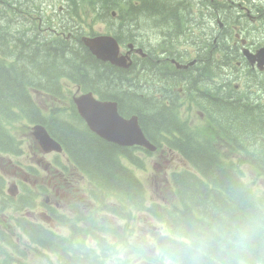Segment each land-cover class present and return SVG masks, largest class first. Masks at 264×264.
Segmentation results:
<instances>
[{"label":"trees","instance_id":"trees-1","mask_svg":"<svg viewBox=\"0 0 264 264\" xmlns=\"http://www.w3.org/2000/svg\"><path fill=\"white\" fill-rule=\"evenodd\" d=\"M36 1L41 7L45 5L40 0ZM151 1L161 3L163 0ZM30 2L32 0H0L2 17L0 19V150L9 151V146L20 144L16 136L6 127L1 116L8 118L7 122L11 125L17 121H24V124L49 123L50 133L60 141L66 151L69 150L70 155L77 158L82 170L95 176L92 179L96 184L98 177V182L102 185L111 184L117 187L121 191L122 198L125 193L127 196H132L134 192H139L130 201L131 204L125 203L121 198L118 199L125 206L122 212L128 215L129 211L126 209L127 204H130L133 206L132 209H136L135 211L145 210L153 216H158L166 224L164 227L168 232L152 230V238L155 239L154 242L162 259H174L178 264H264V191L258 193L257 190L252 189L243 178L245 171L242 169L243 165H249L264 171V104L256 103L254 98L247 94L249 87H246V93H243V98L240 99L233 93L230 84L224 83L226 94L229 99L231 98L230 102L219 98L220 103H218L210 96L215 108L214 112H219L224 118L221 120L220 117L212 114L210 123H215L219 127L221 136L232 145L235 144V133H238V144L241 145L242 150H245L242 152L243 156L236 161L240 164L236 165L229 159L228 154L220 152L207 138L199 139L188 122L177 117L174 107L181 105L178 100L172 99L166 104L164 99H156L151 103L145 98L130 94L125 84L126 79L122 78L127 71L101 63L82 42L79 43L80 51L76 44L69 46L68 41H64V35L55 37L52 40L54 42L50 41L51 43L45 45L38 43V37H45L35 30L40 29L44 20L32 21L25 17L32 8ZM109 4L110 0H68L66 6L74 10L75 22L83 21L82 18L89 10H95L97 13L101 11V7ZM53 5H57L56 0ZM18 14H22V19L17 20L20 18ZM165 14L166 10L161 9L154 17L161 16L162 25L168 27L169 21ZM130 18L136 20H132L133 23L128 26L129 28L139 19L151 17H145L141 11L139 15ZM63 24L67 26L66 23ZM81 26L77 32L79 31L82 36L84 32ZM69 30L64 28L66 33ZM15 34H18L17 37ZM27 37L31 39L30 42ZM50 44L57 45V48L55 50L49 48ZM12 51L18 55V61L11 56ZM226 53L230 55L232 52ZM211 57V63H208L209 69L211 66L214 68L218 66L214 52ZM97 65L113 70L111 76L105 75L103 68ZM172 66L176 68V65L172 64ZM91 72L98 85L102 87L111 85L117 90L116 96L128 92L125 97L126 104L118 99L121 114L125 113L126 117L134 113L139 114L140 124L151 140L157 143V135H162L167 142L166 145L177 151L191 164L194 171L196 170L194 172L186 169L172 174V183L179 202L170 207L158 202L148 205L144 194L145 188L137 189L141 182L122 161V157L128 155L134 160L131 154L137 151L134 149L137 147L120 146L99 137L87 127L74 105L71 110L57 115L54 122L48 119L46 122L44 117L42 119L43 115L41 116L40 111L36 109V101L31 97L29 90L31 86L60 95L63 91L57 87L59 81L62 82L63 78L70 77L83 90H94L97 93L94 85L83 84L86 78L89 81L87 75ZM80 73L84 74L83 82H79L74 77L75 74ZM191 75L193 76L189 77ZM179 76L185 77L183 83H175L172 86L176 88L183 84L185 95L191 93L204 113L210 115V112L203 108V99H198L195 93L199 79L210 78L198 67L189 74L184 72ZM173 91L178 95L175 90ZM69 114L73 116L68 117ZM74 116L78 118L80 125L72 122ZM176 130L178 132H175ZM168 133L170 138L167 136ZM159 137L162 139L161 136ZM249 145H252L253 150L249 151ZM246 154H250V157ZM139 163L138 158L136 165ZM106 195L117 196V191L108 190ZM106 205L108 204L98 199L102 213L107 209L106 212L112 215L122 214L120 211H110V206L107 208ZM59 219L64 220L62 217ZM18 224L29 235L33 244L55 252L58 257L63 256L70 260H65L63 264L96 263L95 256L99 254L89 250L69 255L68 250H72L74 244L67 242H71L72 237H59L35 221L18 220ZM86 234L91 235L90 239L96 247H105L102 237L95 231L89 230ZM86 234L80 232V241L82 238L86 239H83V243L88 241ZM79 238L74 241H78ZM81 246L82 243L78 248Z\"/></svg>","mask_w":264,"mask_h":264},{"label":"rangeland","instance_id":"rangeland-1","mask_svg":"<svg viewBox=\"0 0 264 264\" xmlns=\"http://www.w3.org/2000/svg\"><path fill=\"white\" fill-rule=\"evenodd\" d=\"M40 1L45 5L41 7L36 0L30 2V7L33 9L31 15L33 17L37 16V19L38 17L44 19L45 15L53 18L50 21H45L46 23L41 26V31L44 34H49L52 30H57L59 33L65 35L66 32L59 27L60 25L67 27L70 29L68 33H74L71 40L67 39L73 46L75 44L74 40H79L80 42L81 34L77 32V29L81 25L84 34L87 33L88 35L92 33L97 35H101V33L112 34V28L115 27L111 25L113 18L110 17L106 20L107 15H109L106 11L96 13L93 10L84 9L89 11L82 18L83 21L76 20L74 22L72 19L74 10L66 6L68 0H58L56 1L57 5H53V0ZM112 1L110 0V4L107 6L114 5L121 7L126 5L127 2L126 0ZM31 15H29V18H31ZM18 17L20 18L17 20L22 19L21 14H18ZM127 20L130 23V20ZM63 23H66L67 26ZM142 23L146 26V31L150 37L154 33H159L150 27L149 22ZM181 24L180 20L179 25L181 26ZM134 25H137V21ZM17 32L22 37V34L19 31ZM134 32H137V29ZM185 32L188 33V30L185 29ZM18 34H15V36L17 37ZM188 36L189 33L186 39ZM45 40L48 39L43 37L37 38L38 43ZM190 49L191 47L187 44L183 46L182 44L178 45V50L180 51ZM164 67L167 68L168 66L165 65ZM74 76L76 79V75ZM148 78L151 80V91L154 94L160 95L161 88L157 86V82L160 81L154 77L152 78L151 73ZM59 82L61 83V87L59 85L57 87L61 88V90L65 88L66 92V98L63 96L64 100L62 102H56L52 100V97L33 91L36 109L40 110L41 108L45 115H48L51 112L50 109L54 106L57 107L56 112H58V115L66 112L68 103L65 102V99L71 104L70 98L76 95L78 85L76 81L69 77V79L63 78L62 82ZM176 88L184 89V85L181 84ZM177 93L176 100L180 97L181 103V105L176 106L179 117L186 119L187 122L189 120L190 126L193 127L191 130L196 133L199 139L205 136L220 152H225L230 156L229 159L236 162L243 150L236 149L234 145L223 141L218 132L219 127L214 123H210L212 116L220 117L221 120H224L221 117L222 115L219 112H213V115L210 117L206 115L207 119L201 114L202 108L200 106L199 108L195 104H198V102L191 93H187V96L184 93H181V95L179 92ZM195 93L198 92L195 90ZM256 96H259V94H256ZM198 98L203 99L200 94ZM191 102L195 103L192 105ZM67 116L73 115L69 114ZM4 122L8 128H11L20 144L9 146V151L0 150V179L2 180L0 182V260H7L11 262L10 264H19L16 262L19 256L14 253L18 252L26 255L25 262L27 264L64 263V259L56 257L52 252L44 251V248H37L32 245L27 237L29 235L17 223L15 224L17 220L29 222V220L32 221L33 219L44 224L47 229L55 231L54 233L66 238L72 237L73 240L67 242L74 244V247H71L72 249L76 247L78 249L80 243H82V246L79 248L80 252L84 253L83 251L89 250L99 254L95 256L96 264H118L122 261H125L127 264H178V261L174 259H162L159 256L158 247L154 242L155 239H152V230L155 232L161 230L168 232L164 227L166 224L158 216H153L145 210L137 212L135 211L136 209H132L133 206L130 205V201L139 192H134L132 196H127L125 193L124 198H122L120 197V189L111 184L102 185L98 182V177L96 178L98 180L96 181L97 184L90 182L80 172L82 168L76 157L75 162L78 163V167L75 168L69 163L66 156L56 158L57 153L51 152L46 154L41 150L32 134L33 127H35L32 123L28 125L24 124V121H17L9 125L6 119H4ZM72 122L80 125L78 118L75 116ZM157 139L158 143L161 144V146L155 148L157 153L137 151L131 154L134 160L128 155L123 159V162L130 167V170L134 172L141 182L138 184V187L136 186L137 189L145 188L144 194L148 205L158 202L168 206L178 202L171 182L172 172L177 170L180 173L186 169L187 164L177 153L169 152L168 148L164 146L167 142L162 140L158 135ZM248 149L249 151L253 150L252 145H249ZM246 156L250 157V154ZM138 158L140 159V163L136 165ZM55 160L62 163L63 170L61 171L63 172V176L60 174V171L55 169L56 167L53 168V165L56 166ZM242 169L245 171L243 178L247 180L246 182L251 188L255 191L257 190L258 193L264 191V171H261L258 167L249 165H243ZM93 177L95 176L93 175ZM9 189H15V195L10 193ZM108 190H116L117 196H107L106 192ZM26 198H29L30 201H27ZM119 198L123 199V201L125 200V203H130L127 204L128 208L126 209L129 211L128 215L122 212L125 206L122 201L118 200ZM98 199L104 202V204H108L106 206L107 208L110 206V211H120L122 214L112 215L108 212L110 215H107L99 213L97 207ZM32 201L34 208L32 207ZM42 204H47L55 210L50 214L48 209L42 206ZM45 215L52 216V222H47ZM60 217L64 218V220H60ZM89 230L95 231L98 236L102 237L104 246L109 249L102 250L101 247H96L93 240L90 239L91 235L86 234ZM80 232L86 234L88 241L83 243V239L85 238H82V241H80ZM76 238H79V240L74 241ZM66 256L68 257V253H66ZM66 261L70 260L66 259ZM0 264H4V262L0 261Z\"/></svg>","mask_w":264,"mask_h":264},{"label":"flooded vegetation","instance_id":"flooded-vegetation-1","mask_svg":"<svg viewBox=\"0 0 264 264\" xmlns=\"http://www.w3.org/2000/svg\"><path fill=\"white\" fill-rule=\"evenodd\" d=\"M126 1V5L121 7L105 6L103 10L109 14H106L108 18H113L111 25L116 27H111L112 34L105 33V35L114 36L120 45L119 56L130 62L131 65L120 67L94 56L103 64H110L114 68L118 67L127 71L122 78L126 79L129 93L137 97L148 98L147 100L151 103L156 99H164V103L169 104L172 99H176V94L173 91L175 86L172 85L179 82L183 83L185 80V77H181L179 74L184 72L189 74L198 67L210 78L207 80L200 78L199 84L195 87L198 94L202 96L203 108L210 112V115L207 114L210 117L215 108L211 103L210 92L204 82L215 84L228 75H237L236 72L229 69L232 67V63H236L237 68H242L244 77L253 78L258 83L259 96H256L252 90H248L247 94L253 97L256 103H264V68L261 65L257 67L256 62L252 63L254 59L249 57V54H255L264 47V0H163L161 3L151 0ZM161 9L166 10L165 17L169 21L168 27L162 25L161 16L154 17L160 13ZM141 11H143L145 17H151L152 19H139L136 26L129 28V24L133 23L132 20L138 19V16L136 19L130 17L139 15ZM127 19L130 20V23ZM180 20L182 22L181 26L179 25ZM142 22H149L150 27L159 33H154L150 37L146 31V26ZM135 29H137V32H134ZM185 29L189 33L187 39L188 33L185 32ZM67 39L71 40V32L67 34ZM74 41L75 46L80 51L79 40ZM180 44L182 46L189 45L193 51L191 49L187 51L178 50ZM51 48L55 50L57 45L51 44ZM149 50L151 51L150 54L148 53ZM215 50H217V53L220 52L222 56L225 51L232 53L225 57L226 66L221 65L215 68L211 66L209 69L208 63H211V55L213 52L215 53ZM172 64L176 65V68ZM165 65L168 67L165 68ZM97 66L103 68V65ZM109 71L112 72L113 70L103 68V73L111 76ZM147 73L149 75L151 73L152 78L154 77L160 81L157 82V86L161 88L160 95L151 91V80L146 76ZM83 76L84 74H77L76 79L78 78L77 80L81 82ZM87 76H89L88 83L95 86V91L101 100H113L119 105L120 101L118 99H121L125 104L127 103L125 100L127 92L116 96L115 92L117 90L111 85L105 86L106 88L98 85L92 72L88 73ZM59 85L61 86V83ZM231 87L236 97L243 98V94L238 89ZM79 92H81V89ZM118 92H121V90H118ZM179 93L181 95L184 92ZM217 93L227 102H230L231 98L229 99L223 90L217 89ZM178 101L180 103V97ZM194 103L191 102L192 105ZM195 104L199 107L197 103ZM176 106L174 111L179 117ZM134 115H138L139 121L141 120L139 114L134 113ZM169 135L167 134L168 137ZM159 136L163 138L162 135ZM235 147L241 149V145L238 144L237 133H235ZM90 175L93 177L92 174ZM42 206L52 214L53 207L47 204H42ZM101 249L108 250L107 247H101ZM15 254L19 256L16 262L27 264L25 254L18 252ZM4 264L6 263L4 262Z\"/></svg>","mask_w":264,"mask_h":264},{"label":"water","instance_id":"water-1","mask_svg":"<svg viewBox=\"0 0 264 264\" xmlns=\"http://www.w3.org/2000/svg\"><path fill=\"white\" fill-rule=\"evenodd\" d=\"M85 40L100 54L107 55L111 61H116L115 55L118 53L119 47L114 38L100 36ZM74 101L91 130L101 137L119 145L138 144L155 148L148 143L137 117L135 115L130 118L122 116L118 111L117 103L99 100L93 96L92 92L75 97ZM33 135L45 151H61L60 143L54 140L42 125L34 128Z\"/></svg>","mask_w":264,"mask_h":264},{"label":"bare ground","instance_id":"bare-ground-1","mask_svg":"<svg viewBox=\"0 0 264 264\" xmlns=\"http://www.w3.org/2000/svg\"><path fill=\"white\" fill-rule=\"evenodd\" d=\"M115 0H113L112 2H114ZM60 29H63L64 30V28H67V27H63L62 25H60V27H59ZM78 30V29H77ZM1 31V30H0ZM79 32V31H78ZM12 33V32H11ZM13 34V33H12ZM67 34H68V32L65 34V40L66 41H68L67 40ZM73 34L74 33H72L71 32V38H73ZM77 35H79V34H77ZM105 37H112V38H114V36H112V35H105ZM27 39H29V42L31 41V39L30 38H28L27 37ZM115 39V38H114ZM116 40V39H115ZM207 40H209V39H207ZM53 42L52 40H50V39H48V40H45V41H42V42H39L41 45H45V44H48V43H51V42ZM80 42H82L87 48H88V50L93 54V55H95L96 57H98V58H100V59H102V60H104V61H106V62H109V63H111V64H114V65H117V66H120V67H129L130 65H131V63L130 62H128V61H126L124 58H122L121 56H119V50H120V45H119V43H118V41L116 40V42H117V44H118V47H119V49H118V53L115 55V59H116V61H111V58L110 57H107V55H102V54H100L99 53V51L96 49V48H93L92 46H90L87 42H86V40L84 39V37H83V35L80 37ZM68 44H69V46H73V44H71V43H69L68 42ZM80 47V46H79ZM49 48H51V44L49 45ZM151 48H153V47H151ZM29 49V48H28ZM10 50V49H9ZM9 50H7V52H8V55H10V52H9ZM147 50V49H146ZM14 51V50H13ZM12 51V54H11V56L15 59V60H17L18 61V55L15 53V52H13ZM167 51V50H166ZM149 52H151L150 50L148 51V53ZM164 52V51H163ZM147 53V52H146ZM161 53V52H160ZM150 54V53H149ZM153 55H155V54H153ZM164 55V54H163ZM162 55V56H163ZM150 56V55H149ZM160 56V55H159ZM151 57V56H150ZM154 57V56H153ZM168 58V57H167ZM118 63H121V64H118ZM142 64V63H141ZM157 64V63H156ZM96 65V64H95ZM92 67V66H91ZM152 67V66H151ZM159 68V67H158ZM105 69V68H104ZM110 72V71H109ZM111 73V72H110ZM107 74V73H106ZM57 75V74H56ZM76 75V74H75ZM75 77V76H74ZM92 78V77H91ZM78 79V78H77ZM76 79V80H77ZM83 79V78H82ZM142 79V78H141ZM143 80V79H142ZM142 80H140V81H142ZM46 81V80H45ZM81 82H83V81H81ZM90 82H91V80H90ZM93 82V81H92ZM88 83V81H87V78H86V81L85 82H83V84H87ZM89 84V83H88ZM108 84V83H107ZM126 84V83H125ZM130 84V83H129ZM141 84V83H140ZM90 85V84H89ZM106 85V84H105ZM44 86V85H43ZM104 87V86H103ZM106 88V87H105ZM133 89H134V87H132ZM125 89V88H124ZM105 90V89H104ZM135 90V89H134ZM94 91V90H93ZM101 91V90H100ZM99 91V92H100ZM106 91V90H105ZM137 91V90H136ZM130 92V91H129ZM132 92V91H131ZM106 93V92H105ZM128 93V92H127ZM141 93V92H140ZM110 94V93H109ZM131 94V93H130ZM136 94V93H135ZM142 94V93H141ZM145 94V93H144ZM101 95V94H100ZM110 95H112V94H110ZM140 95V94H139ZM102 96V95H101ZM104 96V95H103ZM102 96V97H103ZM108 96V95H107ZM107 96H106V98H107ZM124 96V95H123ZM105 97V96H104ZM142 97V96H141ZM147 97H149V96H147ZM110 99H111V97H110ZM115 99V98H114ZM148 99V98H147ZM101 100V99H100ZM102 101H110V102H115V103H117L116 101H113V100H102ZM119 101V100H118ZM71 102H72V100H71ZM119 103V102H118ZM74 104H73V102H72V106H73ZM74 107L76 108V110L78 111V113L80 114V112H79V110H78V108L74 105ZM73 107V108H74ZM75 111V110H74ZM73 111V112H74ZM71 113V112H70ZM124 115H125V113H124ZM80 116H81V114H80ZM136 117H137V119H138V122H139V125H140V127H141V129H142V131H143V133H144V136L146 137V139H147V141H148V143L151 145V146H153V147H159V146H161V144H157L156 142H154L153 140H151L148 136H147V134H146V132L144 131V129H143V127H142V125L140 124V121H139V117H138V115H135ZM82 118V117H81ZM3 119H8V118H2V120ZM82 120V119H81ZM78 122H80L79 120H78ZM5 123V122H4ZM3 124V123H2ZM76 124V123H75ZM5 126V125H4ZM194 132V131H193ZM167 133V132H166ZM169 134V133H168ZM196 134V133H195ZM166 135V134H165ZM167 138V137H166ZM234 138H235V136H234ZM162 140H164L165 142H166V140L164 139V138H162ZM142 146H145V145H142ZM234 146H235V144H234ZM240 150H242V149H240ZM243 152H245V150H243ZM247 155V154H246ZM125 157H122V161H123V159H124ZM258 159V158H257ZM252 161H254V160H252ZM124 163V162H123ZM236 165H239V163H236V162H234ZM126 165V164H125ZM53 167L56 169V170H58V171H61L62 170V167H61V165L60 164H58V163H56V166L55 165H53ZM108 248V247H107ZM109 249V248H108Z\"/></svg>","mask_w":264,"mask_h":264}]
</instances>
